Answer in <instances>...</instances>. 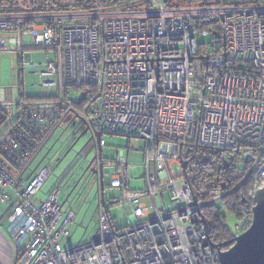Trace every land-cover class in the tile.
Wrapping results in <instances>:
<instances>
[{
    "label": "built area",
    "instance_id": "obj_1",
    "mask_svg": "<svg viewBox=\"0 0 264 264\" xmlns=\"http://www.w3.org/2000/svg\"><path fill=\"white\" fill-rule=\"evenodd\" d=\"M176 2L142 0L146 9L53 16L0 12L6 33L0 37L23 56L32 49L55 51L38 67L48 92L58 90L56 100L25 111L21 96L0 90V107L10 115L0 131V217L10 203L17 264H220L202 222L203 208L220 198L198 201L183 161L188 165L201 147L232 151L231 160L244 156V181L253 176L257 184L255 205L254 195L264 187V0H201L190 7ZM25 35L32 45L24 44ZM90 86L98 88L94 102L90 91L84 93ZM68 89L89 95L79 116L96 140L100 135L98 149L106 146L105 134L147 143L144 189L130 187L123 153L117 162L103 158L94 166L103 173L113 169L112 185L121 195L106 202L97 175V232L74 248L61 242L71 236L76 218L72 209L63 210L61 189L40 205L35 198L51 167L42 166L29 183L24 176L36 157L32 138L50 139L75 117ZM115 205L128 208L135 224L116 228L110 214Z\"/></svg>",
    "mask_w": 264,
    "mask_h": 264
},
{
    "label": "rangeland",
    "instance_id": "obj_2",
    "mask_svg": "<svg viewBox=\"0 0 264 264\" xmlns=\"http://www.w3.org/2000/svg\"><path fill=\"white\" fill-rule=\"evenodd\" d=\"M140 9H146L145 5H141ZM0 35L3 36L6 33L0 31ZM23 41L25 45L33 44L31 36L28 35L23 36ZM15 47L0 37V90L5 89L9 92L13 88L14 97L19 98V86L21 83V89L24 90L25 96L34 98L50 94L57 95V88L53 87L48 92V89L43 86L40 71L34 72L26 68L29 64L22 63L25 56ZM27 54H30L29 63L31 62L35 65H44L48 59L55 57V51L52 49H32ZM77 98H79V95L73 92L72 99L76 100ZM79 122L76 119L70 124L61 126L50 138L46 146L40 150L35 162L31 164V167L24 175L26 179L28 178L27 182L29 183L32 179L30 178L32 171L36 169L37 173L40 169L37 167L39 163L44 166H50L52 174L38 195L46 198L49 191L60 188L59 200L61 203L65 201L73 188L76 187L75 192L63 206V210L72 209L76 213L74 222L69 226L71 236L61 239L62 244L67 248H74L79 244L91 241L96 235L98 228L99 183L97 177L93 174H85L89 163L98 153L97 140L93 138L91 131L81 136L84 128L79 127ZM104 138L106 146L102 148V157L105 159H115L119 152L123 153L129 166L131 188L136 190L146 188L144 179L146 141L141 138L111 134H105ZM49 149H51V152L47 158H44ZM242 159L239 161L240 164L243 163ZM35 171L32 174H36ZM112 172L113 169H106L103 178L104 195L108 203L121 195L120 188L112 185ZM173 173L175 176L180 174L178 164L173 165ZM219 196L221 197V195ZM164 202L167 206L172 204L167 190L164 192ZM158 205H161V199H158ZM243 209L246 212L248 207H244ZM223 213L227 228L236 235L246 230L250 225L248 224L250 216L248 218L247 216L240 218L237 214L230 212L226 208H223ZM110 214L116 228H126L128 225L135 224L136 222L134 217H127L129 213L123 205L112 206ZM24 246L25 243H23Z\"/></svg>",
    "mask_w": 264,
    "mask_h": 264
},
{
    "label": "trees",
    "instance_id": "obj_3",
    "mask_svg": "<svg viewBox=\"0 0 264 264\" xmlns=\"http://www.w3.org/2000/svg\"><path fill=\"white\" fill-rule=\"evenodd\" d=\"M141 1L142 0H0V12H6L9 14H28L31 16H53L60 14L68 15L111 11H135L141 6ZM200 1L201 0H178L176 4L179 7H190L199 4ZM68 22L66 21L65 23L69 24ZM30 24L32 25L34 23ZM89 90L90 93L92 91V100L94 102L98 94V88L96 86H90L86 91L89 92ZM72 95L73 91L70 89L67 90V99H72ZM20 96L23 101V105H21L20 108H22V110L24 111L25 108H27L28 106H33L34 104H36V102L52 99L56 100L57 97V95L50 94L43 97L31 98L25 96V93H21ZM89 100V95H82L76 100H73V102L71 101V104L75 107V109L72 110L75 114V117L74 115L69 116V118L67 117L66 122L71 123L76 120V115L82 116V114L85 113L87 109L88 103H91V100ZM9 117V112L6 109L0 107V131L4 129L3 126L5 124H8L7 121ZM79 123L82 125L81 121ZM49 140L50 139L41 141L32 138L31 144L29 146H31L32 152L36 154L35 156H37L40 150L46 146ZM198 151L199 152H197L196 155L193 154L190 157V160L188 159L189 162L187 165V173L190 177L192 190L197 200L203 203L214 201L215 199L220 197L219 195H221L220 201L214 202L210 205H206L203 208V213L208 221L209 232L212 239L214 238V243L220 245L222 250H228L232 246V244H229V242L233 240L237 235L230 232L227 228L223 208H226L230 212L237 214L240 218L246 216L248 218L250 216L248 224H251L253 218L252 208L254 206L252 192L257 186L255 182L256 180L253 176H250L246 181H244L247 176V169L249 164L244 158H240V154H236L233 157L234 159L231 160V156L233 154L232 151L217 150L206 147H201ZM50 152L51 149H49L44 158H47ZM35 159L36 157H34V159H30L31 163L29 165V168L31 167V164L35 162ZM241 159L243 160L242 164L239 163ZM225 161H228L229 163L228 169L227 167H225ZM42 166L44 165H42L41 163L37 165V167L39 168H41ZM34 171H32V173ZM32 173L30 178L35 175ZM226 182L228 184L227 188H223L225 187L223 186V184L226 185ZM52 191L53 190L47 193L46 198ZM38 193L35 196L37 202ZM46 198H44V200ZM244 207H248V210L246 211L248 213L244 212ZM10 208L11 207H9V210ZM10 212L11 210L8 211L7 214H9Z\"/></svg>",
    "mask_w": 264,
    "mask_h": 264
},
{
    "label": "water",
    "instance_id": "obj_4",
    "mask_svg": "<svg viewBox=\"0 0 264 264\" xmlns=\"http://www.w3.org/2000/svg\"><path fill=\"white\" fill-rule=\"evenodd\" d=\"M85 93H88V91ZM78 118L83 125H87V122L83 117ZM86 133L87 131L83 132L82 135ZM99 139L100 135L97 134V142ZM101 153L102 150L99 148L97 155L91 160L86 171L91 168L92 164L97 161V159H103ZM224 164L225 167H227L229 163L228 161H225ZM183 166L184 169L187 167L186 161H183ZM90 171L94 175H99L100 190L103 195V169L99 168V170H97L95 167H92ZM72 192L73 190L71 193ZM71 193L62 203L63 206L69 200ZM254 201L255 205L252 208L253 218L249 228L229 242L232 246L228 250H222L218 244L214 245L219 253L220 264H264V187L256 191ZM202 222L209 232V224L204 215Z\"/></svg>",
    "mask_w": 264,
    "mask_h": 264
},
{
    "label": "crops",
    "instance_id": "obj_5",
    "mask_svg": "<svg viewBox=\"0 0 264 264\" xmlns=\"http://www.w3.org/2000/svg\"><path fill=\"white\" fill-rule=\"evenodd\" d=\"M29 55L30 54H27V53L25 54V59H24V62H22V63L27 64V62L30 61ZM38 66H39V64L38 65L29 64L26 68L31 70V71H34V72H36V71L39 72L40 68ZM22 79L24 80V78H22ZM42 80H44L43 77H42ZM19 87H20L19 93L20 94L24 93V90L21 89V83H20ZM10 92H11L10 94H12V96L14 98L13 88H11ZM14 99H17V98H14ZM119 155H121V152H119L117 154V158H115V161L119 158ZM107 160H114V159H107ZM115 165H116V167L118 166L117 164H115ZM108 169H112V168H108ZM130 187H131V184H130ZM37 198H38L37 204L41 203V201L44 200V197H40L39 195ZM10 205L11 204L8 203L5 206L4 212H3L2 216L0 217V264H17V256L19 253V249L17 247V240H16L13 232L10 229V223L7 222V217H8L7 213H8V211L11 210V208L9 210V207H11ZM126 209L128 211V208H126Z\"/></svg>",
    "mask_w": 264,
    "mask_h": 264
},
{
    "label": "flooded vegetation",
    "instance_id": "obj_6",
    "mask_svg": "<svg viewBox=\"0 0 264 264\" xmlns=\"http://www.w3.org/2000/svg\"><path fill=\"white\" fill-rule=\"evenodd\" d=\"M79 127H80V128H84V130L82 131V133L85 132V131H87V132H88V131H91V129L89 128L88 125H83V124L81 125V124L79 123ZM91 132H92V131H91ZM82 133H81V136H82ZM92 135H93V138L95 139V136H94L93 133H92ZM64 151H67V150H64ZM64 153H65V152H64ZM225 158H226V154H225ZM98 160H100V159H97V161H95V162L92 164L91 168L94 167L95 165H96V167H97V162H98ZM98 163H99V162H98ZM91 168H90V169H91ZM228 168H229V165L227 166V169H228ZM90 169H88V171H86L85 174H92V172L90 171ZM93 175H94V174H93ZM94 176L97 177V175H94ZM227 185H228L227 182H226V185L223 184V186H225V188H227ZM75 188H76V187H75ZM75 188H73V192L71 193V195L75 192ZM71 195H70V196H71ZM69 199H70V198H69Z\"/></svg>",
    "mask_w": 264,
    "mask_h": 264
},
{
    "label": "bare ground",
    "instance_id": "obj_7",
    "mask_svg": "<svg viewBox=\"0 0 264 264\" xmlns=\"http://www.w3.org/2000/svg\"><path fill=\"white\" fill-rule=\"evenodd\" d=\"M60 15H62V14H60ZM51 16V15H50ZM68 22V21H67ZM69 23V22H68ZM16 48V47H15ZM69 90V89H68ZM90 91V90H89ZM91 93H92V91H91ZM95 94V93H94ZM93 95V94H92ZM88 98V97H87ZM90 101V100H89ZM86 105V104H85ZM46 142V141H45ZM200 150V149H199ZM197 152H199V151H197ZM120 156V155H119ZM239 157V156H238ZM190 160V159H189ZM214 239V238H213Z\"/></svg>",
    "mask_w": 264,
    "mask_h": 264
}]
</instances>
